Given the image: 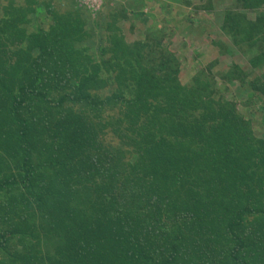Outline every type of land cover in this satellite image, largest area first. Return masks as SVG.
<instances>
[{
    "label": "trees",
    "instance_id": "obj_1",
    "mask_svg": "<svg viewBox=\"0 0 264 264\" xmlns=\"http://www.w3.org/2000/svg\"><path fill=\"white\" fill-rule=\"evenodd\" d=\"M148 1L0 0V264H264V0H152L218 17L188 83Z\"/></svg>",
    "mask_w": 264,
    "mask_h": 264
},
{
    "label": "rangeland",
    "instance_id": "obj_2",
    "mask_svg": "<svg viewBox=\"0 0 264 264\" xmlns=\"http://www.w3.org/2000/svg\"><path fill=\"white\" fill-rule=\"evenodd\" d=\"M106 1L108 0H78V3L86 6L91 11L89 12L92 13V18H95L101 11H105ZM229 2L230 0L224 4L219 3L218 10L221 7L225 8ZM172 9L173 11L171 12L169 8L161 6L155 1H148L144 8L145 16L139 15L136 21H133L132 17H130L131 21L122 24L125 36L129 40H136L147 26L153 27L157 32L162 30L171 37L172 49L181 59L182 72L180 76L182 82L188 83L194 75L204 70L203 68L206 65L216 59L222 65L217 66L213 74L218 75V78H220L222 70L227 67V57H222L218 49L213 48L214 40H217L222 34L220 25L217 23L218 17L215 14L209 16L203 11L199 13L195 10L183 9L176 3L172 4ZM179 11L184 12V14L182 16L178 15ZM188 16L191 20H189ZM235 60L240 63L242 58L236 56ZM218 89L222 94L226 95V98L236 101L239 111L250 116V104L249 101L245 100L246 97H249L247 87L238 89L228 85L227 88L225 81H221ZM256 105L260 106V103H256ZM256 117L258 120L259 116ZM261 127L262 125L259 127V131L264 133V125Z\"/></svg>",
    "mask_w": 264,
    "mask_h": 264
}]
</instances>
